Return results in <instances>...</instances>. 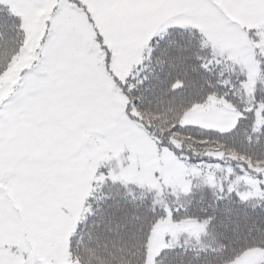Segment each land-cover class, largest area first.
Segmentation results:
<instances>
[{
	"label": "snow or ice",
	"instance_id": "obj_1",
	"mask_svg": "<svg viewBox=\"0 0 264 264\" xmlns=\"http://www.w3.org/2000/svg\"><path fill=\"white\" fill-rule=\"evenodd\" d=\"M0 264H264V0H0Z\"/></svg>",
	"mask_w": 264,
	"mask_h": 264
}]
</instances>
